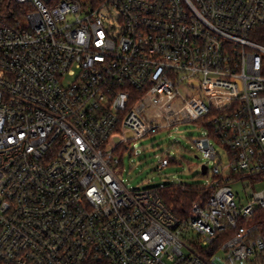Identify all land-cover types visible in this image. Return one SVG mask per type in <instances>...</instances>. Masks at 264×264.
I'll list each match as a JSON object with an SVG mask.
<instances>
[{
	"label": "built area",
	"instance_id": "1",
	"mask_svg": "<svg viewBox=\"0 0 264 264\" xmlns=\"http://www.w3.org/2000/svg\"><path fill=\"white\" fill-rule=\"evenodd\" d=\"M185 122L181 218L116 153ZM0 264H264V0H0Z\"/></svg>",
	"mask_w": 264,
	"mask_h": 264
},
{
	"label": "rangeland",
	"instance_id": "2",
	"mask_svg": "<svg viewBox=\"0 0 264 264\" xmlns=\"http://www.w3.org/2000/svg\"><path fill=\"white\" fill-rule=\"evenodd\" d=\"M197 122H185L176 127L148 134L126 142L117 155L120 163L118 175L125 185L134 190L149 188L165 183L210 184L211 172L204 174L202 164L212 161L204 157L195 147L193 138L204 133ZM223 164L228 163V155L217 145ZM175 158L169 165L159 169L163 156ZM234 190L244 195L240 184Z\"/></svg>",
	"mask_w": 264,
	"mask_h": 264
},
{
	"label": "trees",
	"instance_id": "3",
	"mask_svg": "<svg viewBox=\"0 0 264 264\" xmlns=\"http://www.w3.org/2000/svg\"><path fill=\"white\" fill-rule=\"evenodd\" d=\"M87 3L91 2L96 5L101 0H79ZM175 158L171 159V162ZM157 189L164 200V202L173 210V212L183 218L191 214L192 205L195 201L206 198L212 192V188L209 184H190L183 183H165L162 185L154 186Z\"/></svg>",
	"mask_w": 264,
	"mask_h": 264
},
{
	"label": "water",
	"instance_id": "4",
	"mask_svg": "<svg viewBox=\"0 0 264 264\" xmlns=\"http://www.w3.org/2000/svg\"><path fill=\"white\" fill-rule=\"evenodd\" d=\"M201 167H202L203 173L206 174L207 173V165L204 163V164H202Z\"/></svg>",
	"mask_w": 264,
	"mask_h": 264
}]
</instances>
